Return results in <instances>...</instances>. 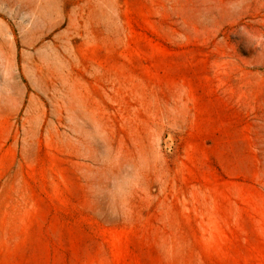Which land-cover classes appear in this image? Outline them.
<instances>
[{
  "label": "rangeland",
  "instance_id": "obj_1",
  "mask_svg": "<svg viewBox=\"0 0 264 264\" xmlns=\"http://www.w3.org/2000/svg\"><path fill=\"white\" fill-rule=\"evenodd\" d=\"M0 264H264V0H0Z\"/></svg>",
  "mask_w": 264,
  "mask_h": 264
}]
</instances>
